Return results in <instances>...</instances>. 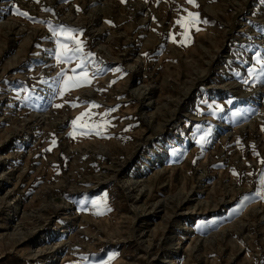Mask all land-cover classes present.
I'll return each mask as SVG.
<instances>
[{"label": "rangeland", "instance_id": "1", "mask_svg": "<svg viewBox=\"0 0 264 264\" xmlns=\"http://www.w3.org/2000/svg\"><path fill=\"white\" fill-rule=\"evenodd\" d=\"M262 69L264 0H0V264H264Z\"/></svg>", "mask_w": 264, "mask_h": 264}, {"label": "snow or ice", "instance_id": "2", "mask_svg": "<svg viewBox=\"0 0 264 264\" xmlns=\"http://www.w3.org/2000/svg\"><path fill=\"white\" fill-rule=\"evenodd\" d=\"M124 2V0H122ZM187 3H191L195 5V0H186ZM79 11V8H77ZM16 14L28 17L27 12H22L19 11V9H15ZM206 22V21H204ZM108 23H111L108 21ZM176 23L180 24L181 27L184 29L180 35L184 37V40H182L180 43L183 45L186 40L189 38V29L191 27L196 26L198 23H200L199 20V14L198 13H193V12H188L187 17H182L176 21ZM53 32V35L57 37L56 39V51H55V58L58 63H71L72 60L74 59H79L81 62L76 65V68H73L71 71L73 72L72 76H66L64 79V86L61 89V96H63L64 92L68 91L70 87L73 86H80L82 82H88V73L87 70L84 68V61L92 56V53H84L83 51V45L82 41L75 39L74 36H72L73 32H76V29L64 26V25H58L55 26L54 28L50 29ZM197 31L199 28L196 29ZM82 31V30H81ZM63 36L65 40H71L73 43L72 47H68V45L64 42L61 41L60 37ZM173 41L175 42V38L172 37ZM84 69L80 74H76V69ZM264 71V69H262ZM64 73V70L62 69L61 74ZM61 105H57V107H60ZM94 107H98V105H95L94 102L92 104ZM111 111H114V109H108L104 115L107 116L108 113ZM87 115V113H81L80 116H78L76 119L72 121V124L75 128L77 125V121L80 120L83 116ZM107 123V122H105ZM98 126L93 125V128H96ZM91 130V129H90ZM83 134L87 135L89 134L88 132H84ZM97 134H100L99 131H97ZM55 141L53 140V144ZM261 163H264V161H261ZM92 203L94 205L99 204L100 201L93 200ZM111 259V257H110Z\"/></svg>", "mask_w": 264, "mask_h": 264}, {"label": "bare ground", "instance_id": "3", "mask_svg": "<svg viewBox=\"0 0 264 264\" xmlns=\"http://www.w3.org/2000/svg\"><path fill=\"white\" fill-rule=\"evenodd\" d=\"M149 102V101H148ZM221 127V126H220Z\"/></svg>", "mask_w": 264, "mask_h": 264}]
</instances>
